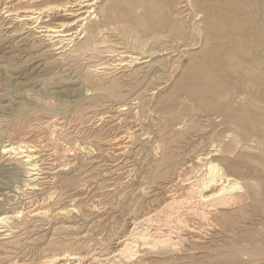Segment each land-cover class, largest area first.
Listing matches in <instances>:
<instances>
[{"label":"rangeland","instance_id":"374dc122","mask_svg":"<svg viewBox=\"0 0 264 264\" xmlns=\"http://www.w3.org/2000/svg\"><path fill=\"white\" fill-rule=\"evenodd\" d=\"M116 1L97 2L103 10H111L103 11L107 27L93 48L73 53L70 50L82 42L81 34L75 42L64 45L58 37L48 40L41 35L37 31L39 21L22 20L27 13L21 11L26 7H44L58 0H0V264H45L53 255L87 249L109 254L117 238L129 230L130 218L163 202V186L175 176L180 163L194 153L196 143L201 150L206 141H220L224 132L230 138L235 134V141L244 135L257 139L248 126L220 127L209 114L211 111L194 101L170 97L174 79L167 72L166 55L157 58V74L167 85L154 99L148 95L147 69H138V74L131 75L145 63L124 71L117 66L122 59L131 60L126 53L138 51L144 44L141 35V40L137 39L136 28L130 26L132 16L148 15L151 18L147 25H158L156 31L146 33L145 41L148 47L158 48L178 35L175 26L183 20L180 10L186 0ZM42 20L55 25L72 20V16L69 11H61ZM146 27L141 24L139 29ZM180 45L176 58L181 69L188 63L189 53L186 46ZM93 90L97 93L88 95ZM139 93L142 108L127 113L119 123L100 120L101 113H115V103L108 95L121 94L119 98L124 100ZM133 117L136 120L131 121ZM126 129L133 133V147L118 156L109 140ZM17 143L36 145L31 149H36L38 167L46 173L30 171L26 161L32 153L29 149L23 148V153L4 150ZM165 155L168 158L164 159ZM33 206L46 212L33 215L27 211ZM252 206L233 214L228 221L231 226L236 222L246 225L239 235L231 228L218 233L205 227L200 239L190 232L184 234L188 242L200 246L195 254L152 251L145 255L146 262L139 264H207L217 259L218 249H228L235 237L251 236L264 241V216L261 209ZM60 263L68 264H57Z\"/></svg>","mask_w":264,"mask_h":264},{"label":"bare ground","instance_id":"6f19581e","mask_svg":"<svg viewBox=\"0 0 264 264\" xmlns=\"http://www.w3.org/2000/svg\"><path fill=\"white\" fill-rule=\"evenodd\" d=\"M58 1L44 7H35L34 5L26 7L21 11L27 13L22 15V18L24 16L22 20L39 21L38 25L36 24L38 27H36L41 35L48 40L58 37V41L64 45H69L68 43L71 44L72 41L75 42L76 37L81 34L79 38L82 39V42L78 46H73L74 48L70 50L73 53L93 48L98 37L107 27L106 19L103 16L105 10L100 8L102 5H97L99 0ZM115 2L117 1L115 0ZM146 4L148 5L147 2ZM181 8L180 12L184 13L183 20L175 26L178 35L170 38L168 44L158 46V48L148 47L145 42L146 33L149 30L156 31L158 25H147L148 19L151 18L148 15L146 17L132 16L130 26L136 28L137 39L141 40L142 37L144 44L142 47L139 46L138 51L126 53L129 54L131 60L122 59L117 63V66H120V69L124 71L127 67L145 63L144 66L141 65L142 67L131 71V75L138 74V69H147L146 74L149 80L148 84H150L148 95L149 99H154L167 85V82H162L157 74L158 62H160L157 58L160 55H166L169 59L167 72L169 71L172 81L174 79L171 90L169 89L170 97H174L175 100L196 102L199 106L212 112L209 114L213 115L214 122L220 127L234 125L243 128L248 126L257 134V139L244 135L239 141H235V134L231 130L234 134L233 137L230 138L224 132L220 141H206L205 148L201 150L196 143L194 153L192 152L193 154L190 156L186 155L185 161L180 163L176 169L175 176L167 186H163V202L147 212L130 218L129 230L117 238L114 243L115 249L111 253L103 254L99 251L100 249H87L80 253L66 251L46 259L45 264H57L63 261L68 264H126L131 261L139 264L146 262L145 255L152 251L164 255L195 254L200 250V246L193 244L194 242H188V238L184 234L190 232L194 234L195 238L200 239L205 227H209L219 231L218 233H225L231 228L234 233L239 235L242 233V231L240 232L241 228L246 225L236 222L231 226L228 221L233 214L242 212L245 207L252 205L261 209V214L264 216V0H186ZM8 11L12 12L13 10ZM61 11H69L72 20L60 21L55 25L47 24L42 20L45 16ZM107 11L111 10L108 9L105 12ZM105 16L107 15L105 14ZM141 24L147 27L139 29ZM191 41L192 43H189ZM187 42L189 44H186ZM180 44L186 46L184 48L189 53V61L181 69L176 58ZM188 46L190 47L188 48ZM184 48L180 49L181 52L185 50ZM189 49H193V51ZM163 70L165 71V69ZM159 73L161 72L159 71ZM96 93L97 91L93 90L88 95ZM108 96L115 103V113H101V121L109 119L112 123H119L124 115L143 106L140 93L135 97L130 95L124 100L119 98L121 94ZM149 111L152 112V109ZM134 118L131 121H134ZM130 130L126 129L121 135L109 140L112 141L110 145L118 156L124 155L132 146L133 133ZM213 134L215 135V133ZM35 146L17 143L9 145L4 150L10 153L20 150L23 153V148L29 149L32 153L27 155L26 161H29L30 171L38 170L44 174L46 173L43 172L44 169L38 167L37 162L40 159L37 160L39 156L36 149H31ZM157 146L159 145L157 144ZM67 150L71 151L73 148L68 147ZM33 151L35 152L33 153ZM166 158L168 157L165 155L164 159ZM165 182L167 181L165 180ZM37 187L39 188L38 185ZM51 197L53 196L51 195ZM37 207L33 206L27 211L33 215H42L46 212ZM75 210L78 211L77 208ZM263 243L264 241H259L251 236L235 237L234 243L228 249L221 251L218 249L219 253L215 255L217 259L209 261L207 264H264ZM140 257L142 258L138 261ZM9 264L27 263L12 262Z\"/></svg>","mask_w":264,"mask_h":264}]
</instances>
